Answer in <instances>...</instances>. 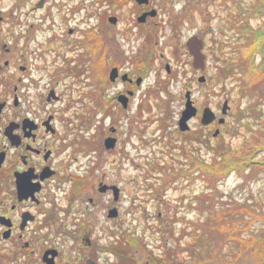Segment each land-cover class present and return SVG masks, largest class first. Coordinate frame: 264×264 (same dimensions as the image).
<instances>
[{
	"label": "rangeland",
	"instance_id": "1",
	"mask_svg": "<svg viewBox=\"0 0 264 264\" xmlns=\"http://www.w3.org/2000/svg\"><path fill=\"white\" fill-rule=\"evenodd\" d=\"M38 1L0 0L3 15L0 31L5 50L9 49L4 58L12 62L9 72L14 69L17 76L21 110H31V96L36 100L54 88L67 103L66 118L73 121L77 116L90 117L88 125L82 123L85 129L81 133L95 136L99 142L95 144V150L77 154L71 168L78 174L90 176L96 183L103 180L120 188L117 201H113L111 192L103 195L96 188L93 190L99 198V205L93 211L99 225L100 248L107 245L115 248L125 229L144 242V246L137 245L131 250L132 259L128 264H149L146 249L158 253L166 249L177 252L186 247V231L182 229H187L197 219L193 195L203 188L200 175L193 170V142L188 143L193 132H197L201 140L194 146L207 161H211L213 152L204 141L221 153L220 149L225 146L236 150L254 135L258 136L254 158L259 163L255 171L249 172L248 179L243 181L240 173H247L248 169L243 167L240 171L235 167L238 160L235 163L231 160L232 169L219 177L217 187L228 197L256 204L264 214V61L263 82L254 91H247L249 83L244 82L242 69L234 70L241 50L248 48L246 44L252 42L253 36L263 39L262 47L255 51V65L263 59L264 34L255 31L264 32V0H153L162 13L158 20L159 30L153 36L159 51L173 56L189 38L204 32L203 53L207 68L203 75L207 80L198 82L193 74L191 98L198 116L202 108L209 106L216 117L224 116L225 121L218 123L215 119V124L203 126L195 116L189 121L191 135L178 129L185 100L182 74L160 85L154 81V72H149L138 91L152 96H131L125 112L115 103L116 96H112L120 85L108 84L101 77L98 94H94L100 97L93 99L89 97L93 96L91 92L88 94L91 91L88 80H76L69 70L58 76L57 82L47 76L56 68L76 65L81 49L64 44L66 39H85V32L90 33L97 21H106L105 17L112 14L121 16L122 23L129 24L134 4L123 5L121 0H46L37 6ZM176 25L177 31H173L172 26ZM116 27L119 43L127 44L131 52H136L142 45V38L130 32L123 42L125 36L121 28L124 26L118 24ZM70 28L76 29L73 36L67 33ZM66 60L68 64L64 62ZM215 60L221 63L216 64ZM21 63L30 66L31 71H20ZM231 68L233 72L227 74ZM159 72L164 75L163 71ZM224 100L229 104L225 115L221 113ZM102 108L106 114L100 112ZM112 113L117 114L118 120L114 121L116 117H111ZM110 125L118 129L119 139L116 147L106 149L103 139L109 133ZM217 128L219 132L214 136ZM76 134L80 133L77 131ZM182 146L186 147L190 160L183 155ZM219 169L218 165L216 170ZM222 171L218 174L222 175ZM161 172H167L171 178ZM113 207L117 208L118 214L110 218L107 212ZM254 226L264 228V223L259 220ZM120 261V255L113 251L100 253L98 258V264H121ZM251 262L247 257L239 264Z\"/></svg>",
	"mask_w": 264,
	"mask_h": 264
},
{
	"label": "flooded vegetation",
	"instance_id": "2",
	"mask_svg": "<svg viewBox=\"0 0 264 264\" xmlns=\"http://www.w3.org/2000/svg\"><path fill=\"white\" fill-rule=\"evenodd\" d=\"M45 1L39 0L36 5L41 6ZM132 1H120L123 5L134 4L129 24L122 23L121 16L112 14L105 17L106 21H97L90 33L85 32V39H66L64 44L81 49L76 65L56 68L47 76L57 82L58 76L69 70L76 80H88L91 90L88 94L91 92L93 96L98 94L101 77L108 84L120 85L112 96H116L115 103L122 112L129 107L131 96H152L138 91L142 80L152 71L154 81L160 85L182 74L185 77L183 96L186 93L192 96L193 74L197 79L207 68L203 53L204 32L194 35L203 41L204 69L200 70L193 67L186 42L180 50H174L173 56L158 50L153 36L159 30L161 8L155 6L153 0H148L147 4ZM151 10L155 11L154 15L148 14ZM111 17L116 18L114 22ZM2 24L1 14L0 27ZM118 24L124 26L121 28L125 36L123 42L130 32L142 38V45L136 52H131L127 44L116 39ZM177 26H172L173 31ZM67 33L73 36L76 29L70 28ZM8 51L0 31V264H98L99 254L112 250L110 245L100 248L99 225L93 211L99 205V198L93 190L96 188L106 195L111 190L100 192V184H113L103 180L96 183L90 176L76 173L71 164L77 154L95 150L99 140L81 133L85 129L81 117L73 121L66 118L67 103L54 88L50 91L53 90L55 96H38L36 100L31 96V110H21L17 76L14 69L9 72L12 62L4 58ZM64 62L68 64V60ZM215 63L221 62L215 60ZM19 70L31 71V67L21 63ZM112 70L113 79L110 78ZM206 80L205 76L203 82ZM118 96L128 98L126 108ZM195 116L200 122L198 109ZM111 117L118 120L116 113ZM110 126L105 138H116V147L118 129ZM77 131L80 134L77 135Z\"/></svg>",
	"mask_w": 264,
	"mask_h": 264
},
{
	"label": "trees",
	"instance_id": "3",
	"mask_svg": "<svg viewBox=\"0 0 264 264\" xmlns=\"http://www.w3.org/2000/svg\"><path fill=\"white\" fill-rule=\"evenodd\" d=\"M244 30L246 31V29ZM257 32H260L261 35L264 34L262 30L255 31V33ZM260 41L258 35L252 37V42L246 44L248 48L241 50L238 56L237 62L240 65L237 63V67L234 69H242L243 80L249 83L247 91L250 89L254 91L263 82L262 62L264 56L260 64L255 65V51L258 52L262 47L263 39L261 43ZM256 42L259 46L258 44L255 46ZM232 70L233 68L227 74L232 73ZM89 97L98 99L100 96ZM100 112L107 113L103 108ZM81 118L84 125L89 124L90 117L88 115H82ZM181 133L191 135V131ZM197 135V132H193V137L188 138V143L193 142V170L200 175L199 178L203 183V188L193 195V208L198 217L187 229H182V231H186L184 235L186 247L184 249L182 247L177 252L166 249L160 250L158 253L146 249L149 264H239L247 257L252 260L251 264H264V228L254 226L259 220L262 221V224L264 223V214L256 208V204L228 197L217 187L219 177L224 176L228 170L232 169L231 160H234L233 163L238 160L239 164L235 167L240 168V171H243L244 168L248 169L247 173H240L243 181L247 180L250 173L255 171L256 165L259 163V160L254 158L259 142L257 141L258 136L254 135L252 139H248L247 144L245 143L236 150L225 146L220 149L221 153L204 141L203 143L213 152L211 161H207L195 147L201 141ZM101 145H99L100 149L103 147ZM180 149L186 159L190 160L191 157L188 156L186 147L182 146ZM218 165L220 171L223 170L222 168L225 169L222 171V175L218 174L219 170H216ZM161 168L165 171L164 167ZM169 171V174L172 175V171ZM162 174L163 176L168 175L167 172ZM134 235L125 229L121 232V237L117 240L115 248L110 247L113 252L120 255L121 264L130 262L129 260L132 259L131 250L134 246H144L142 239ZM180 244L183 245L181 241Z\"/></svg>",
	"mask_w": 264,
	"mask_h": 264
},
{
	"label": "water",
	"instance_id": "4",
	"mask_svg": "<svg viewBox=\"0 0 264 264\" xmlns=\"http://www.w3.org/2000/svg\"><path fill=\"white\" fill-rule=\"evenodd\" d=\"M138 4H147L148 0H135ZM38 3V5H40ZM148 14L154 15L155 11L151 10ZM145 14H143L141 17H139V20L142 21ZM0 18H1V11H0ZM115 17H111V21H115ZM186 46L188 48L189 53L193 57V67L203 70L204 69V54L202 53V47H203V41L201 38H198L197 36H193L189 38L186 41ZM115 76L114 70L110 72V78L113 79ZM205 80V76L201 75L198 77L199 82H203ZM48 96H55V92L51 90L48 94ZM185 101H184V108L181 111L180 117L178 119V128L180 131L185 132L190 129L189 120L192 119L196 113H197V107L193 104V100L191 99V96L189 93H186ZM118 100L121 102L124 108L127 107V101L128 98L126 96H118ZM229 109V104L227 100H224L222 107H221V113L223 115L226 114L227 110ZM215 119H217L218 123H223L225 121L224 116L216 117V113L212 110L211 107L205 106L202 109L201 116H200V123L203 126H207L210 123H212ZM219 132V129L217 128L214 132V136H216ZM104 147L106 149L114 148L116 144V138L112 136H108L103 141ZM107 189L111 190L112 198L114 201H117L120 194V188L113 184V185H107V184H100L99 190L100 192H104ZM118 214V210L116 207L110 208L107 212V216L110 218L116 217Z\"/></svg>",
	"mask_w": 264,
	"mask_h": 264
}]
</instances>
